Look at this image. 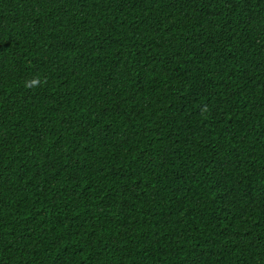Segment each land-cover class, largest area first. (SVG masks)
<instances>
[{
	"label": "trees",
	"instance_id": "obj_1",
	"mask_svg": "<svg viewBox=\"0 0 264 264\" xmlns=\"http://www.w3.org/2000/svg\"><path fill=\"white\" fill-rule=\"evenodd\" d=\"M0 264H264V0H0Z\"/></svg>",
	"mask_w": 264,
	"mask_h": 264
}]
</instances>
